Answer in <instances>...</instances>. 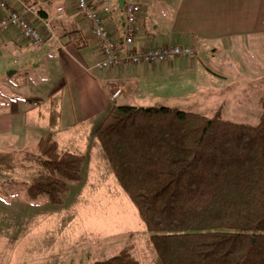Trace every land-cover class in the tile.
I'll list each match as a JSON object with an SVG mask.
<instances>
[{
	"label": "trees",
	"instance_id": "1",
	"mask_svg": "<svg viewBox=\"0 0 264 264\" xmlns=\"http://www.w3.org/2000/svg\"><path fill=\"white\" fill-rule=\"evenodd\" d=\"M134 43L135 37L132 49L156 47ZM60 102L61 95L50 101V133L35 154L0 152V175L31 167L23 189L34 206L62 205L69 183L83 180L86 155L60 148L51 134ZM259 106L258 123L246 125L223 120L219 111L206 117L113 104L93 133L92 160L97 172L104 168L103 181L111 177L134 206L149 259L127 246L90 264H264V95Z\"/></svg>",
	"mask_w": 264,
	"mask_h": 264
},
{
	"label": "rangeland",
	"instance_id": "2",
	"mask_svg": "<svg viewBox=\"0 0 264 264\" xmlns=\"http://www.w3.org/2000/svg\"><path fill=\"white\" fill-rule=\"evenodd\" d=\"M112 2L115 5L118 0ZM159 6L163 8V5ZM149 15L152 20L154 14L149 12ZM263 29L256 26L251 30ZM54 45L51 42L45 47L44 55L40 52L42 49L35 48L30 42L22 46L0 48V116L10 113L12 102L16 101L21 112L26 110L22 115L11 117L12 127L0 129L1 153H14L16 156L35 154L37 142L50 133L45 115L51 98L57 94L62 95L61 118L57 130L51 134L62 149H66L67 139L79 134L68 136L70 124L73 118L76 119L72 110L77 109V106L74 94L65 86L66 76L61 70L60 55ZM214 46L207 45L205 49L208 63L224 59L219 53L211 56L210 51L214 50ZM258 54L264 66V45ZM96 59L91 55L87 59V62H91L90 67L94 66L92 73L100 72L95 69ZM151 67L154 69L158 66ZM213 71L217 72L218 68L214 66ZM262 72L261 77L237 75L221 78V81L214 79L212 87L215 89L230 87L229 92L234 93L231 102L227 92H223L224 95L219 98L229 102L222 103L214 98L212 101L207 99V104L201 108H181L184 98L191 92L189 88L179 85L170 89L168 85H161L149 90L148 98L135 105L180 107L206 117H213L219 111L223 120L255 125L261 114L258 100L264 95V69ZM190 88L194 89V86ZM33 98L39 99L42 104L40 108H35L36 112H31L34 106L26 102ZM94 124L96 122L90 121L87 126L94 128ZM81 127L77 124V132L82 131L79 129ZM86 142L83 151L75 148L73 151L84 153L87 157L82 172L83 180L79 184L69 183L70 190L60 206H34L27 202L23 184L29 180V165L24 169L20 166L15 175H0V264H90L115 256L127 246L134 248L136 257L149 259L142 249L144 225L134 206L111 177L103 181L105 171L103 167L100 172L96 170L92 160L94 149L90 146L88 136ZM72 215L74 220L69 223Z\"/></svg>",
	"mask_w": 264,
	"mask_h": 264
},
{
	"label": "crops",
	"instance_id": "3",
	"mask_svg": "<svg viewBox=\"0 0 264 264\" xmlns=\"http://www.w3.org/2000/svg\"><path fill=\"white\" fill-rule=\"evenodd\" d=\"M5 1L17 10L21 9V4L34 5L42 20L53 16L57 7H63L67 11L62 21L52 23L53 37L38 49H42L40 52L44 55L45 47L54 42L60 55L61 70L66 76L65 86L74 94L77 109H71L73 114L75 112L76 119L73 118L74 121L70 124L68 136L79 134L67 139L68 144L67 142L65 144L66 148L73 151L74 148L84 150L82 148L87 143V136L91 141L93 133L113 105L110 98L112 91L110 83L124 90V94L117 103L130 106H138L135 104L147 99L149 96L147 93L151 89H156L155 87L168 85L172 89V86L182 85L185 88L188 87L191 92L187 98L183 97L185 102L181 108L197 109L204 107L207 99L212 101L218 98L222 103L233 100L234 93L229 92L230 87L220 90L212 87L214 79L221 81V78L237 75L263 76L264 66L258 53L264 45V29L258 31L251 29L256 26L264 28V0H159L157 2L137 0L129 2L136 5L140 12L134 43L136 47L140 48L144 44L156 47L190 46L197 57L194 60L176 58L170 62L156 64L158 67L154 69L152 65H128L98 73L91 72L94 66L90 67L91 62H87V59L91 55L95 59L98 57L96 61L99 60L100 49L90 35L89 23L83 20L75 10V0ZM124 1L127 3L126 0ZM90 2L95 5L104 24L110 30H115L116 38L120 39L124 11L119 8L118 2L114 5L112 0H109L108 6L103 4V0H90ZM159 5H163V8ZM149 12L154 14L152 20ZM27 18L33 26L42 30V23L38 19L29 15ZM27 42L13 30L0 34V48H10L11 45L22 46ZM207 45H215L214 50L210 51L212 57L219 53L224 59L221 62L208 63L205 58ZM54 46L51 47L53 50ZM202 57L204 58L201 59ZM214 66L218 68L217 72L213 71ZM190 86H194V89ZM223 92H227L229 101L219 98L224 95ZM169 98L173 99L170 95ZM198 100L205 102L201 103ZM17 104H19L17 101L12 102L11 112L0 116V129L12 127L11 117L22 115L26 111L22 108L23 112H21ZM29 105L34 106L32 109L34 111L31 112H36L35 108L42 106V104ZM60 108L61 103L59 112ZM49 114L50 105L45 115L48 128ZM41 116L42 114L38 115V118ZM90 121L96 122L94 128L87 126ZM77 124L83 126L79 128L81 132H77ZM57 136L58 133H56Z\"/></svg>",
	"mask_w": 264,
	"mask_h": 264
},
{
	"label": "built area",
	"instance_id": "4",
	"mask_svg": "<svg viewBox=\"0 0 264 264\" xmlns=\"http://www.w3.org/2000/svg\"><path fill=\"white\" fill-rule=\"evenodd\" d=\"M108 6L109 0H103ZM75 10L79 16L90 25V35L100 49V58L95 63V69L103 72L120 65H156L173 61L176 58L196 59L197 55L190 46H160L145 47L144 50L132 49L134 37L137 32L139 8L132 3L123 6L124 18L120 31L121 38H116V31L110 30L100 17L95 5L90 0H75ZM34 5L21 4L17 10L5 0H0V34L10 30L16 31L25 41L30 42L35 48L45 45L53 37L52 23L62 21L67 11L57 7L53 16L44 20L38 16ZM27 15L38 19L42 23V30L33 26ZM112 91L111 101L115 102L122 96L124 90L110 83Z\"/></svg>",
	"mask_w": 264,
	"mask_h": 264
},
{
	"label": "water",
	"instance_id": "5",
	"mask_svg": "<svg viewBox=\"0 0 264 264\" xmlns=\"http://www.w3.org/2000/svg\"><path fill=\"white\" fill-rule=\"evenodd\" d=\"M118 4H119V8L122 9L124 4H125V1L124 0H118Z\"/></svg>",
	"mask_w": 264,
	"mask_h": 264
}]
</instances>
